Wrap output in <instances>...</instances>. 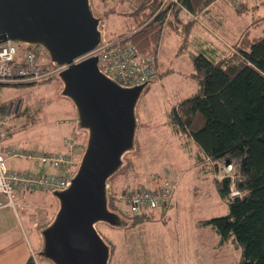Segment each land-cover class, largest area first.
Listing matches in <instances>:
<instances>
[{"label":"rangeland","instance_id":"1","mask_svg":"<svg viewBox=\"0 0 264 264\" xmlns=\"http://www.w3.org/2000/svg\"><path fill=\"white\" fill-rule=\"evenodd\" d=\"M169 6L161 8V3L160 9ZM99 9L101 12H94L102 18L108 37L134 31L133 28L128 30L126 14L131 11L128 2L120 3L118 0L102 8L99 6ZM109 9L114 13L106 17ZM263 18L264 7L257 3L250 5V9L240 15L234 10L223 15L225 24L222 28L208 21L205 16L200 18L202 24L195 21V27H200L208 39L223 46H232L248 28L252 37L261 36ZM258 19L260 21L256 22ZM195 37L191 34L190 47L186 52L182 48L183 37H178L168 27L164 29L160 75L147 86L137 106L140 126L136 150L125 156V166L109 183L110 189L115 183V191L120 193L128 186L150 188L152 178L159 177L164 181L175 182L178 200L174 198V207L166 211L155 210L149 220L137 226L114 228L98 224V231L113 246L110 264H207L202 260L193 262L192 250H199V244L201 249L213 247L218 241L211 226L202 228L198 223L228 213L229 208L222 202L216 186L219 175L226 173V170L222 168L217 172L208 162L200 163L199 167L197 148L189 145V136L177 133L171 122L173 107L185 98L195 96L199 90L198 83L187 76L193 69L190 53L204 52L196 45ZM20 47L29 48L23 44ZM40 57L44 63L51 64L44 52L40 53ZM1 88L3 101L11 103L7 117L1 119L4 129L8 131L2 137V142L6 140L14 148H20L18 150H55L62 129L70 120L76 122L75 106L70 99L62 96L63 84L58 75L35 83L6 84ZM15 108L16 111L21 108V112L11 114ZM82 133L87 140V132ZM19 159L10 161V166L25 164ZM0 199L5 198L0 196ZM15 201L20 208L18 212L16 210L18 215L11 207L2 208L4 216H0V232L8 225L18 224L32 248L39 251L40 227L54 217L58 200L52 192L21 189ZM211 251L215 253L214 249ZM226 251H229L230 262L240 263L241 249L232 240L221 249V253ZM39 263L52 264L44 259H40Z\"/></svg>","mask_w":264,"mask_h":264},{"label":"water","instance_id":"2","mask_svg":"<svg viewBox=\"0 0 264 264\" xmlns=\"http://www.w3.org/2000/svg\"><path fill=\"white\" fill-rule=\"evenodd\" d=\"M101 23L92 0H0V44L37 48L53 65H67L58 75L61 94L75 106L77 130L87 132L71 184L52 192L58 209L40 230L38 255L52 264H110L111 245L97 225H129L110 209L107 185L136 149L137 106L150 82L119 83L99 68L97 55L74 63L100 45Z\"/></svg>","mask_w":264,"mask_h":264},{"label":"trees","instance_id":"3","mask_svg":"<svg viewBox=\"0 0 264 264\" xmlns=\"http://www.w3.org/2000/svg\"><path fill=\"white\" fill-rule=\"evenodd\" d=\"M162 1L119 0L120 3L128 2L131 7L126 17L128 30L133 28L134 31L116 36H127L143 54L157 58L164 29L168 27L183 37L182 48H187L189 35L195 27L194 19L218 0H180L181 6L171 4L164 10L160 9ZM109 10L106 17L114 13ZM183 11L192 15L187 22L181 18ZM237 11L242 13L244 9L237 8ZM232 48L229 55L219 60L204 53L192 57L194 77L200 90L173 107L171 122L177 133L187 134L195 142L212 169L219 172L223 165L233 167L231 174L223 173L224 177L216 180L221 198L228 203L229 213L201 221L200 225L211 226L220 236L221 244L232 240L241 249L239 264H264V28L258 37H252L250 29H246ZM36 51L39 55L42 53L40 49ZM10 104L2 102L1 119L7 117ZM15 111L16 108L11 114ZM20 112L21 108L16 111ZM232 188L240 196L230 198ZM116 194L114 183L109 207L124 217ZM153 213L144 212L125 219L130 223L128 226H137L149 220Z\"/></svg>","mask_w":264,"mask_h":264},{"label":"built area","instance_id":"4","mask_svg":"<svg viewBox=\"0 0 264 264\" xmlns=\"http://www.w3.org/2000/svg\"><path fill=\"white\" fill-rule=\"evenodd\" d=\"M230 1L233 5L242 2V0ZM116 2L118 0H92V5L94 11L98 13L101 12L99 6L102 8L104 5ZM171 4L181 6L180 0H163L161 8ZM101 30L103 35L100 45L96 49L76 58L74 63H79L97 55L99 57V68L105 74L126 86H138L155 79L157 75L155 68L157 58L155 56L143 54L135 44L127 40V36L108 37L103 21ZM66 67L67 65L55 66L52 63H44L34 48H21L20 45L12 41L0 44V106L3 102L2 85L44 80L59 75ZM2 125L0 116V196H4L6 199L0 201V209L11 207L15 212L16 210L18 212L20 208L15 199L21 189L53 192L63 190L71 184L83 155L79 144L72 137H64L63 142L68 149L65 152H25L2 145V137L4 136ZM11 158L30 159L39 168L28 174L18 173L8 166V161ZM46 165L56 169L58 173L45 172L44 167ZM222 168L226 170L224 175L231 174L233 171L231 165H223ZM224 175H220V178H223ZM107 189L108 194H110L109 183ZM174 191V183L164 181L159 177H153L150 188L127 187L116 194V197L120 211L126 217L166 209ZM238 196H240V193L232 188L230 198ZM30 252L32 264H40L38 253L32 248Z\"/></svg>","mask_w":264,"mask_h":264},{"label":"crops","instance_id":"5","mask_svg":"<svg viewBox=\"0 0 264 264\" xmlns=\"http://www.w3.org/2000/svg\"><path fill=\"white\" fill-rule=\"evenodd\" d=\"M254 1L255 0H242V2L240 4H238L239 7H237L238 5H233L230 0H218L217 2L212 4L207 9V11L204 12L201 16L202 17L205 16L208 19V21H211L216 26L222 28L223 25L225 24V21L223 19V15H227L228 13L232 12V10H234L237 14L240 15L242 13L247 12L250 9V5H253V4L256 5L258 3V4H260V6L264 7V0H256L257 3H253ZM237 8L244 9V12H242V13L238 12ZM201 16H199V18H195L194 20H196L202 24V22L200 20ZM191 17H192V15H190L187 11H183L181 14V18H182L183 22L189 21V19H191ZM203 26H205V25H203ZM172 31L178 37L181 36L178 32H176L174 30H172ZM191 34H192V36H193V34L196 36L195 37L196 38V45H198V47L200 46L202 48V51H204L203 53L208 55L211 58H214L215 60H219V59L229 55L233 51V48H232L233 45L230 46L231 44L229 46L224 44L225 46H223L219 43H216V41L208 39L207 36L205 35V33L203 31H201L200 27L199 28H197V27L193 28L192 32L189 35L188 44L190 42ZM241 34H240V36H241ZM240 36H238L236 41L240 38ZM162 41H163V38H162ZM162 41H161V44H162ZM161 46L162 45H160L159 52L157 55V60H156V71H157L156 77L158 75H160V69L162 66V64L160 63L161 49H162ZM189 47H190V44L187 46V48H185L186 52L188 51ZM194 55H196V53H193V52L190 53L191 62H192V57ZM192 67H193V63H192ZM194 73H195V69L193 67L191 72H188L187 76H189L190 78L195 80L199 85V82L194 77ZM199 90H200V86H199ZM199 90H198L197 94L199 93ZM6 131L7 130L4 129V134H6L5 133ZM65 136L72 137L73 140H75L79 144V147H80L81 152H82V149H84V143H85L86 138H85L84 133H82V131L77 130L76 122L73 120H70L67 123L66 127H64L62 129L60 139L56 140L55 150H48V151L42 150V152L60 153V152L67 151L68 149L63 142ZM188 144L195 146V148H197V150L199 152L197 163H199V167H200V163L205 162L204 161L205 159H203L204 158L203 153L201 152L200 148L195 144V142L191 138H190V141H188ZM2 145L4 147L14 148V146H12V144H9L8 142H6V140L2 142ZM188 148H190V147H188ZM14 149H16V148H14ZM17 149H20V148H17ZM27 150L38 151L36 149L35 150L27 149ZM13 159H15V158L9 159L8 166L11 170L16 171L18 173L28 174L30 172H35L37 170V168H39L35 165V163L32 160L26 159V158H20L19 159L20 161L21 160L24 161L25 164H16L15 167H12V166H10V161H12ZM44 171L47 173H52V174L58 173V171L56 169H53L48 165H46L44 167ZM171 182H173V181H171ZM173 183H175V182H173ZM176 189H177V185H176L175 191L173 193L172 199L169 201L168 206L164 211L168 210L171 207H174V204H173L174 198H175V201L178 200V198H177L178 195L176 194ZM217 192L219 194L218 189H217ZM219 196H220V194H219ZM220 198H221V196H220ZM5 200L6 199H4V200L0 199V201H5ZM221 200L229 208L228 203L225 200H223L222 198H221ZM22 211L25 212L24 209ZM154 213H155V211H154ZM228 213H229V211H228ZM0 216H4L2 214V209H0ZM203 221H205V220H203ZM200 222L198 223L199 227H202V228L208 227V226H201ZM215 233H216V231H215ZM216 235L218 237V241L215 243V245L213 247L207 246V248L205 247L204 249H201V245L199 244V250L198 249L192 250L193 262H197L198 260L199 261L202 260V261H205L207 264H235L233 261L230 262L229 251H226L227 253H225V252L221 253V249L223 250L225 244H227V243L221 244L220 236L217 233H216ZM31 248H32V246L30 245V243L25 238L24 231L22 230V228L18 224L17 225L15 224L14 226L8 225V228H5L3 231L0 232V264H32L31 252H30ZM211 248L214 249L215 253L211 251L212 250ZM37 252H38V250H37ZM113 253H114V251H113ZM201 255H203L202 259H200ZM222 255H224V257H222Z\"/></svg>","mask_w":264,"mask_h":264}]
</instances>
